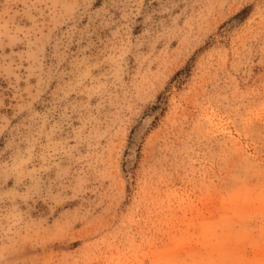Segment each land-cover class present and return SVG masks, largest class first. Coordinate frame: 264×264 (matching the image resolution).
<instances>
[{
	"label": "rangeland",
	"instance_id": "374dc122",
	"mask_svg": "<svg viewBox=\"0 0 264 264\" xmlns=\"http://www.w3.org/2000/svg\"><path fill=\"white\" fill-rule=\"evenodd\" d=\"M0 264H264V0H0Z\"/></svg>",
	"mask_w": 264,
	"mask_h": 264
}]
</instances>
